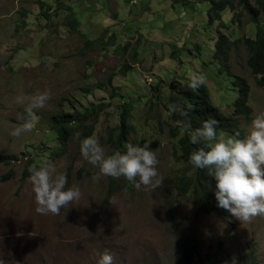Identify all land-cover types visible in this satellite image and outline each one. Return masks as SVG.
Masks as SVG:
<instances>
[{"label":"rangeland","instance_id":"obj_1","mask_svg":"<svg viewBox=\"0 0 264 264\" xmlns=\"http://www.w3.org/2000/svg\"><path fill=\"white\" fill-rule=\"evenodd\" d=\"M239 1L232 0L220 20L210 21V0H0V156L12 158L8 166L0 164L4 264H98L105 251L113 255V264H174L187 239L198 242L200 258L210 248L217 251L218 264H237L251 249L264 264V215L248 223L223 209L207 214L192 195L174 190L175 177L193 172L194 166L173 158L170 126L177 122L167 100L169 82L178 80L174 87L180 89L190 85L193 73H202L212 102L225 115L233 112L237 92L214 58L219 33L229 38L230 73L251 86L252 120L264 114V87L248 67L247 51L234 42L256 31L245 12L239 15ZM61 4L73 7L78 25L69 23L73 13ZM260 20L264 24V15ZM97 38L102 39L99 46L88 47V40ZM124 64L128 67L122 71ZM43 91L51 99L36 111L32 130L12 136L26 115L17 96ZM125 101L133 126L129 143L149 144L156 153L160 188L137 189L120 177L118 188L108 193L111 177L94 181L99 168L81 155L83 127L77 129L80 139L73 136L61 151L48 124L61 107L83 113L97 104L85 124L92 125L106 154H113L117 150L108 131ZM252 120H240L244 137ZM44 161L67 173L66 187L81 190V198L59 215L38 213L29 178L21 181ZM172 218L180 223L177 229Z\"/></svg>","mask_w":264,"mask_h":264},{"label":"clouds","instance_id":"obj_2","mask_svg":"<svg viewBox=\"0 0 264 264\" xmlns=\"http://www.w3.org/2000/svg\"><path fill=\"white\" fill-rule=\"evenodd\" d=\"M205 83L204 74L193 73L189 87L196 90ZM50 99L49 91L17 96L16 103L24 105L26 115L21 116L23 123L13 129L11 135L19 137L31 131L37 119L36 111L44 108ZM170 112L184 118L178 124L189 132L192 144L206 142L191 152L189 162L198 169H211L208 174L216 180L218 207L227 210L240 222L250 223L255 217L264 215V114L257 115L248 135L239 138L238 132L235 136L218 135L219 121L214 117L203 120L200 127L191 131L188 109L174 103L170 105ZM80 136V132L74 133L75 139L79 140ZM80 152L88 163L99 168L100 175H93L94 181H98L100 176L124 177L137 189L163 186V178H158L156 167L159 161L149 144L138 146L129 143L123 153L106 154L98 138L91 135L80 141ZM29 171L38 213L59 215L61 208L81 198L80 188L66 187L67 173L58 171L53 163L44 161ZM0 264H4L2 259ZM98 264H113V255L105 251Z\"/></svg>","mask_w":264,"mask_h":264},{"label":"trees","instance_id":"obj_3","mask_svg":"<svg viewBox=\"0 0 264 264\" xmlns=\"http://www.w3.org/2000/svg\"><path fill=\"white\" fill-rule=\"evenodd\" d=\"M212 7L210 8V21L220 20L221 12L228 7H231L232 0H210ZM240 0L241 12L246 13L253 24H255V36L236 38L234 40L235 45H243L248 53V67L254 76L256 83L260 87H264V24L260 20V16L264 15V0ZM41 7L44 2H40ZM61 7L69 9L73 13L69 19V23L75 25L79 24V19L73 12V7L70 5L61 4ZM48 8L44 13H48ZM238 14L235 15V17ZM236 18H233V21ZM112 37V36H111ZM114 37V35H113ZM102 42L101 38L88 40V47L95 49ZM110 43V41L108 42ZM229 38L223 33H219L215 42V60L220 64L219 73H227L232 78V85L237 92V97L231 102L230 106L233 108L231 115H225L218 105H215L211 98L208 85L205 83L198 89L193 90L187 86H182L180 89H175L176 81L169 82L170 95L168 96L169 105L179 104L189 110V118L191 121V131L200 127L203 120L209 118H215L219 121L217 126V133L230 134L235 136L239 133V138H244L243 130L240 128V120L245 118L247 122H251L253 118V110L249 105L251 86L249 82L241 76H235L230 73L228 62L230 47L228 45ZM127 48V43L122 46V51ZM128 65L124 64L122 71L127 69ZM109 85H112V81H109ZM159 88V86H156ZM97 104H92L91 108L86 109L83 113L73 110L72 112L64 110L62 107L54 114L48 117V124L51 131L55 134L56 139L60 145L61 151L66 146V141L74 136L78 128L83 127V135L85 137L91 136L93 133L92 125H86V120L92 116ZM131 107L127 101L123 103V107L119 114L117 123L111 127L108 131L109 141L113 144V147L117 151L122 153L126 150V145L129 144V136L133 126L130 121ZM172 118L177 125L170 126V135L175 139V147L173 152V158L178 164L191 165L190 154L197 150L199 147L204 146L206 142L194 145L191 143L190 134L182 130L178 121L184 119L179 116L178 113H173ZM138 145H141L140 143ZM156 145V143H155ZM12 158L9 156H0V164L5 166L10 165ZM211 169H198L194 167L193 172H183L175 177L174 190L178 194L192 195L198 208L201 212L210 214L212 212L222 210L218 207L217 200L215 198L216 180L214 177L209 176ZM7 177L10 176V172ZM31 172L28 171L21 179L22 182L29 178ZM6 177V178H7ZM131 182V181H130ZM119 182L117 178L111 177L109 192L111 193L118 188ZM131 186V183L129 184ZM225 210V209H223ZM228 212L227 210H225ZM175 229L180 225L179 222H175L172 218ZM222 245V244H221ZM218 264L217 251H212V248L207 252L204 258H200L198 251V242L195 239H187L184 242L181 253L178 255L174 264ZM237 264H259L255 256L254 250L251 249L248 257L242 255Z\"/></svg>","mask_w":264,"mask_h":264}]
</instances>
